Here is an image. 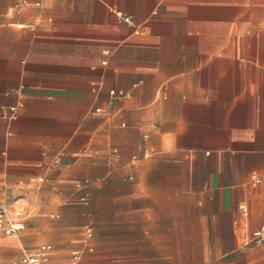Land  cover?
<instances>
[{"label": "crops", "instance_id": "0c3cea01", "mask_svg": "<svg viewBox=\"0 0 264 264\" xmlns=\"http://www.w3.org/2000/svg\"><path fill=\"white\" fill-rule=\"evenodd\" d=\"M0 204V264H264V0H0Z\"/></svg>", "mask_w": 264, "mask_h": 264}, {"label": "built area", "instance_id": "2783aa9c", "mask_svg": "<svg viewBox=\"0 0 264 264\" xmlns=\"http://www.w3.org/2000/svg\"><path fill=\"white\" fill-rule=\"evenodd\" d=\"M117 16L122 19L126 24H131L132 21L128 15H124L121 12H117ZM111 95L114 92H110ZM123 94V93H120ZM14 110V108H10ZM256 183H259V179L254 178ZM81 202H86L85 198L81 199ZM25 224L22 220L15 216L14 212L8 209L5 205L0 204V235L8 236L13 239H18L20 233L24 230ZM92 231L90 228L85 229L86 237H90ZM264 239V230H258L251 234L249 241L255 245H260ZM52 247L50 245H40L36 249L30 252H24L20 259V264H48L50 259V252ZM83 251L76 249L71 251L70 259L67 264H81Z\"/></svg>", "mask_w": 264, "mask_h": 264}, {"label": "rangeland", "instance_id": "374dc122", "mask_svg": "<svg viewBox=\"0 0 264 264\" xmlns=\"http://www.w3.org/2000/svg\"><path fill=\"white\" fill-rule=\"evenodd\" d=\"M69 260V259H68ZM67 260H66V262H65V264H67ZM104 263V261H100V263L99 264H103ZM83 264H92L91 262H89L88 260H87V256L84 258V261H83Z\"/></svg>", "mask_w": 264, "mask_h": 264}]
</instances>
